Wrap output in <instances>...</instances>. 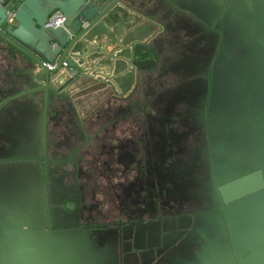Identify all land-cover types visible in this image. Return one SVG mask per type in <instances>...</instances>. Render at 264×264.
<instances>
[{"label": "water", "instance_id": "95a60500", "mask_svg": "<svg viewBox=\"0 0 264 264\" xmlns=\"http://www.w3.org/2000/svg\"><path fill=\"white\" fill-rule=\"evenodd\" d=\"M166 4L209 27L207 20L223 14L226 25L208 74L219 213L208 218L218 236L206 252L219 255L205 264H264V0H0V41L18 52L0 82V114L26 110L42 126L31 124L33 143L4 162L19 176L9 200L0 192V264H112L82 250L75 255L74 242L53 238L47 126L66 127L61 134L83 146L96 140L103 155L117 147L105 143L119 142V125L136 122L150 81L166 66L170 36L182 33V21H168ZM55 11L63 15L56 27L49 25ZM102 104L115 107L101 113ZM130 167L136 171V163Z\"/></svg>", "mask_w": 264, "mask_h": 264}, {"label": "flooded vegetation", "instance_id": "af4514ba", "mask_svg": "<svg viewBox=\"0 0 264 264\" xmlns=\"http://www.w3.org/2000/svg\"><path fill=\"white\" fill-rule=\"evenodd\" d=\"M165 11L171 24L183 22L182 33L170 36L166 66L150 81L133 127L122 124L117 147L103 155L96 140L83 146L61 134L66 127L47 126V223L62 245L74 242L75 255L82 250L85 257L95 254L112 264H205L219 255L206 252L218 236L208 218L219 213L212 179L216 140L207 124L208 74L226 25L223 14L207 20L209 27L205 18L172 4ZM30 118L26 110L0 114V192L8 200L12 179L19 175L4 162L32 143ZM33 125L42 128L37 121ZM39 146V153L45 152ZM134 163L136 171H130Z\"/></svg>", "mask_w": 264, "mask_h": 264}, {"label": "crops", "instance_id": "0c3cea01", "mask_svg": "<svg viewBox=\"0 0 264 264\" xmlns=\"http://www.w3.org/2000/svg\"><path fill=\"white\" fill-rule=\"evenodd\" d=\"M13 54L18 56L17 51L13 50L8 45H6L0 41V82L6 78V74H10L13 71V63H11V56ZM114 105L108 106L107 104H104V105L102 104L99 106V108L97 107V109H100L101 110L100 112L103 113V112L108 111V110L111 111L112 108L115 107ZM97 109H95V110H97ZM85 113H86V110H83L82 114L84 115ZM88 115H89V113H88ZM123 126H122V124L119 125V127L116 131L117 137L119 139L123 136V132H122ZM128 126H130V124H128ZM100 137H103V135H100ZM90 138H91V136H90ZM106 143L109 145H117L118 142L115 140L114 142L106 141ZM95 155H96V152H95Z\"/></svg>", "mask_w": 264, "mask_h": 264}, {"label": "built area", "instance_id": "2783aa9c", "mask_svg": "<svg viewBox=\"0 0 264 264\" xmlns=\"http://www.w3.org/2000/svg\"><path fill=\"white\" fill-rule=\"evenodd\" d=\"M62 16L63 15L60 11H55L50 17L49 25L54 27L60 25L63 22Z\"/></svg>", "mask_w": 264, "mask_h": 264}, {"label": "rangeland", "instance_id": "374dc122", "mask_svg": "<svg viewBox=\"0 0 264 264\" xmlns=\"http://www.w3.org/2000/svg\"><path fill=\"white\" fill-rule=\"evenodd\" d=\"M30 140H32V143H33V139H30ZM30 144H31V143H30ZM44 249L49 250L48 247H45ZM138 250L140 251L141 249L139 248Z\"/></svg>", "mask_w": 264, "mask_h": 264}]
</instances>
